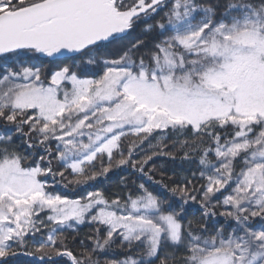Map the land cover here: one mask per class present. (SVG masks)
Returning a JSON list of instances; mask_svg holds the SVG:
<instances>
[{
    "label": "snow or ice",
    "instance_id": "6c2138e0",
    "mask_svg": "<svg viewBox=\"0 0 264 264\" xmlns=\"http://www.w3.org/2000/svg\"><path fill=\"white\" fill-rule=\"evenodd\" d=\"M124 167L166 194L87 190ZM22 257L264 264V0H0V264Z\"/></svg>",
    "mask_w": 264,
    "mask_h": 264
},
{
    "label": "trees",
    "instance_id": "16d2710c",
    "mask_svg": "<svg viewBox=\"0 0 264 264\" xmlns=\"http://www.w3.org/2000/svg\"><path fill=\"white\" fill-rule=\"evenodd\" d=\"M134 38H135V34L133 36V39ZM153 164L155 165V171H154V177H153L154 180L163 179L165 182H168V183H171L172 180H176L178 178L176 173L182 170L179 161L174 162L167 157L156 158L154 161L149 163V167H152ZM183 169L195 170V165L185 164L183 165ZM185 174H187V172ZM122 182H136V183L145 182L146 186L149 187L150 189H154L160 193H163V189H160L157 185L151 182H146V179L144 177L140 176L139 173L134 172L131 168H128V167L114 169L112 172L108 174L107 178L95 182L87 190L99 189L101 191H104L106 194L115 193L121 188ZM57 191L63 193L64 189L58 187ZM84 191H85L84 188H80L76 192L67 193V194H69L72 197H77V196L83 195ZM163 194H166V193H163ZM193 211H195V206H193ZM195 214L196 216H199L198 211H195ZM90 231H91V228L86 225L79 230L78 237H83ZM123 255H124L123 253L118 252L115 254L114 257H110V258L118 259V258H122ZM20 264H29V258L22 257L20 260Z\"/></svg>",
    "mask_w": 264,
    "mask_h": 264
},
{
    "label": "rangeland",
    "instance_id": "374dc122",
    "mask_svg": "<svg viewBox=\"0 0 264 264\" xmlns=\"http://www.w3.org/2000/svg\"><path fill=\"white\" fill-rule=\"evenodd\" d=\"M84 226H86V225L81 226L80 229H81L82 227H84ZM87 226H88V225H87ZM80 229H79V230H80Z\"/></svg>",
    "mask_w": 264,
    "mask_h": 264
}]
</instances>
